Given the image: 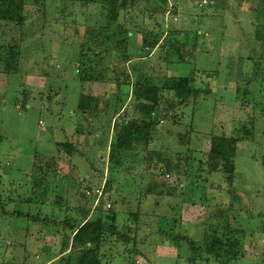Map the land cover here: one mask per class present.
Listing matches in <instances>:
<instances>
[{"label":"rangeland","instance_id":"374dc122","mask_svg":"<svg viewBox=\"0 0 264 264\" xmlns=\"http://www.w3.org/2000/svg\"><path fill=\"white\" fill-rule=\"evenodd\" d=\"M23 1L22 22L0 20V264H19L14 260L20 251L32 255L37 241H43L40 224L12 219L5 212L12 211L16 199L9 191L24 194L30 187L24 185L23 174L45 171L47 164L54 176L67 177L59 185L66 181L74 199L86 185L94 191L109 180L103 198L92 195L88 219L112 212L120 234L132 229L138 251L146 255L134 256L135 264H264V87L250 97L251 85L240 94L234 91L250 80L242 73L237 76L238 55L262 48L264 3L110 0L112 6L102 9L94 0ZM107 27V50L90 49L99 52L98 63L81 65L77 53L86 33ZM125 31L131 37V62L118 65L113 57L124 43V36L118 35ZM186 36L189 43L183 45ZM169 43L199 71L217 73L212 79L205 72H199L202 77L197 80L192 77L198 93L185 102L172 91L163 92L151 145L135 144L116 170L107 162L110 135L122 121L137 117L131 88L122 92L117 81L127 74L133 85L143 73L161 88L189 75L191 66L177 63V57L176 63H169L173 57L167 63ZM89 66L95 81L83 84V92L98 98L85 106L92 112L84 114L82 124L77 115V74ZM235 80L241 82L236 85ZM248 102L252 105L244 107ZM250 115L254 142L237 144L234 160L211 155L212 136L227 135L243 125L249 130ZM79 126L86 132L75 136ZM235 136L244 138V133ZM66 141L77 143L73 158L56 146ZM108 167L114 171L110 178ZM14 177L22 186L12 184ZM149 190L156 192L145 196ZM50 195L48 201H53L55 192ZM162 218L178 221L170 227V236ZM180 234L191 239L190 248L199 249L194 257L186 243L177 246ZM228 238L236 245V257L227 253ZM109 253L113 262L125 257Z\"/></svg>","mask_w":264,"mask_h":264},{"label":"trees","instance_id":"16d2710c","mask_svg":"<svg viewBox=\"0 0 264 264\" xmlns=\"http://www.w3.org/2000/svg\"><path fill=\"white\" fill-rule=\"evenodd\" d=\"M94 2L95 4H98L102 9L109 4L112 6V2L110 0H94ZM260 2L264 3V0H261ZM23 9V0H0V20L7 21L9 23L22 22ZM114 12H112L111 14H113ZM108 31V27L101 30L92 28L86 33V36L84 38L85 41L80 44V46L78 47L79 52L77 53L78 61L81 63V65L86 63H88V65L90 63H98L97 55L99 54V52H91L90 49L97 50L99 48H104L105 50H107L104 45V40L105 37L108 36L106 35ZM115 35L116 34H111L110 36L114 37ZM118 36H124L121 39V42H124V45L122 44L119 49L115 50L116 54L113 58L114 61L118 63V65H127V63L131 62V57L128 56L130 48L132 47V45L128 44L131 37H129V33L126 31L120 33ZM187 37L188 36H186V40L183 45L189 43ZM115 40H117V37ZM176 40L177 42H179L180 39ZM259 42L262 46V48H260L259 50L256 48H252L249 50L248 54L241 55L240 53L238 55L239 58L237 59L236 67L237 76H240V74L242 73L245 77L250 79L249 81H247L250 83L246 82L244 84L243 82L241 84L243 85V87H240V91H238L237 89L239 87H236V90L234 89L235 93L240 94V92L244 88H246V86L251 85V87H248L249 89H251V91L248 93V97H250L253 94L259 93V90L261 91L264 87V41L260 40ZM117 46L118 41L115 47ZM167 48V50H169L166 51L167 63L168 58L170 59L172 57L173 59L169 63H176L174 61V58L177 57V63L189 64L191 66L189 75L180 76V78L176 83H174L172 87L165 86L160 88L158 85L154 84L153 78L148 77L143 73H139L136 76L133 85H131L130 76L127 74H124V78L122 81H117L118 85L121 82L120 89L122 92L123 89L127 90L128 88H131V97L135 105V114L137 117H134V119L131 120L122 121V123H120V126L117 127L118 129L115 130V134L110 135V141L108 144L109 161L107 162H110L111 166H114V168L116 167V170H119L118 168L125 160L124 155H129L132 153L133 146L135 144L139 143L146 146L151 145V139L155 130L154 117L157 114V105L160 103V101H163V92H166L167 90L172 91L173 96L181 103L189 100L191 97L196 96V94L198 93V91L195 90V88L192 86L193 82L191 81V78L193 77L194 80H197V77L201 78V73H204L205 71H199L198 69H196L192 62L185 61L181 56L179 48L174 43H169ZM193 48H191L192 52H194ZM118 56L122 57L118 58ZM142 57H144L143 53L139 58ZM137 66L138 67H135L136 69L140 67V65ZM92 71L93 69L89 66L84 70H78L77 74L79 76V82L81 85V92H79L80 96L78 102L79 112L77 115L79 116L81 120L79 121L82 124L84 123L82 122L84 114L92 112L91 110H89V108L85 109V106H89L91 100H96L95 102H97L98 98H93V95L84 94L83 92V84H85L86 86L95 81V77L93 76ZM216 73V71H211L207 72L206 74L210 79L212 76H215ZM235 82L237 85L241 81L235 80ZM244 94H247L246 91ZM251 105L252 102H248L243 106L249 107ZM93 114H97V112L93 111ZM252 117L253 116L250 115L249 130H247L245 125H243L239 130H232L231 133L227 135H213L211 139L210 154L224 155V157L226 156L228 159H236L238 150L237 144H251L254 142L255 137L253 135L255 132V122L253 121ZM74 132L76 134L75 136H79L85 134L86 131H84L81 126H79L75 128ZM242 132L244 133V138L235 136L237 134H241ZM56 144V146L60 150L64 151L69 158H73L75 156L73 145L77 143L66 141L57 142ZM55 162H57L56 159ZM48 165L49 164L46 165L45 171H42V169H40V171H34V173H32L29 178L25 176L24 185L30 187L27 188L25 186L26 191L24 192V194L18 193V195H16L17 200L13 198L14 204H18L19 206L24 205V207L22 208L26 210L15 209L11 213L8 212L7 214L12 219H25L29 223L40 224L43 229L41 235H44L46 238L59 237L61 239V243L60 251L58 252V254L64 255L60 258L57 264H112L113 257H108L111 255V253L109 252H115L117 256L121 255V253L124 254L125 257H121L120 264H135L133 260H135L136 256L142 259L146 256L144 253L138 251L140 250V248L137 244V237L136 235H134L135 233L132 229H128V233L120 234L121 230L118 229L115 213L111 212L110 215H108L107 213V215L103 217V213L98 212L93 220L88 219L90 209L92 208V206H90V202H92L93 204L94 200L92 197V195L94 194L92 187L86 185V187H83V189L80 191L81 195L79 196V198L74 199L69 195V193L72 192V188L70 185L66 184L67 177H61L66 181L64 183L61 182L64 185H59V182L63 180L59 176H54L55 172L51 171V168H49ZM168 168L169 165H167L166 173L169 172ZM107 169V173L109 174L110 178L111 175H114V171L111 172L109 167ZM231 177L233 179L232 174ZM28 182H30L29 185ZM108 182L109 180L106 181V186L109 185ZM229 182H231V180H229ZM96 188L97 187H95V189ZM104 188L106 190L105 186ZM104 188L103 196L104 192H106L104 191ZM63 189L66 195L63 194ZM87 190H92L90 195H86ZM10 192L13 191H9V194H11ZM54 192L55 198H53V201H48L49 196H51L50 194H54ZM153 192L156 191L149 190L145 192V196L153 194ZM72 200H74L75 203ZM44 207L48 208L46 209L47 211L42 210V208ZM176 222L178 221L167 218L161 219V223L164 226H167V233L165 232L166 235L170 236V234L172 233L170 232V227L174 228L173 225H175ZM133 224L135 223L133 222ZM212 239L215 243L218 242L215 241L213 236ZM175 240L178 247L182 243H186L189 250H191L190 252H192L191 255L193 257L196 255L197 251L199 252V249H197L196 251L193 249V247L190 248L193 245L191 239H186L185 236L180 234L176 237ZM225 244L227 247V253L236 257L237 250H235V243H233L231 239L228 238L225 241ZM130 257H134V259H129Z\"/></svg>","mask_w":264,"mask_h":264},{"label":"crops","instance_id":"0c3cea01","mask_svg":"<svg viewBox=\"0 0 264 264\" xmlns=\"http://www.w3.org/2000/svg\"><path fill=\"white\" fill-rule=\"evenodd\" d=\"M28 171H29V169H28ZM19 175H21V174L19 173ZM23 176L24 177L26 176L27 178H29V175H27V173H24ZM86 177L88 178V176H86ZM13 179H15L16 182H14L12 184H15L16 186H18V185L22 186L21 184L17 183L18 180H21L20 178L14 177L11 179L12 182H13ZM86 181H87L86 183H89L90 185L92 184V182L89 179H86ZM14 190L16 192L13 191L12 193H16L15 195H17L18 189H14ZM23 190L25 191V189H23ZM72 201L74 202V200H72ZM22 207H24V205L19 206L18 204H12V211H14L15 209H22ZM46 209H48V208H46ZM11 212H9V213H11ZM7 213H8V211H6V214ZM42 238H43V241H37L38 249L36 252H34V254H32V255L31 254H25L24 251H20L19 254L17 255V256H19V259H17V258L15 260L13 259L15 261V263L17 261H19V264H57L59 262L60 258L64 255V254H58V252L60 251L61 239L59 237H57V238L47 237L46 238L44 235ZM34 242H36V239ZM112 264H120V260L118 259L117 262H112Z\"/></svg>","mask_w":264,"mask_h":264},{"label":"built area","instance_id":"2783aa9c","mask_svg":"<svg viewBox=\"0 0 264 264\" xmlns=\"http://www.w3.org/2000/svg\"><path fill=\"white\" fill-rule=\"evenodd\" d=\"M105 183H106V182L103 183V185H102V187H101L100 189H95V190H94V193L96 194V196L98 197V199L103 198V188H104V186H105ZM91 192H92V190H90V191L87 190V191H86V195H90ZM106 207H107V205H106ZM108 207H109V205H108Z\"/></svg>","mask_w":264,"mask_h":264}]
</instances>
